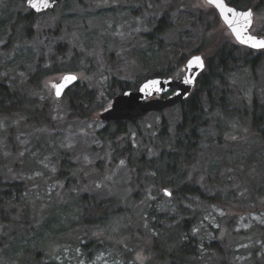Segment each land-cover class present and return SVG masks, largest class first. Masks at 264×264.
<instances>
[{
  "label": "rangeland",
  "instance_id": "rangeland-1",
  "mask_svg": "<svg viewBox=\"0 0 264 264\" xmlns=\"http://www.w3.org/2000/svg\"><path fill=\"white\" fill-rule=\"evenodd\" d=\"M82 1L78 4L77 0H69L67 8L38 15L30 26L27 40L21 38L24 31L20 24L15 26V37L11 36V28L7 26L0 39V83L36 98L35 105L39 103V107H47L48 122L51 123L31 130L22 117L0 115V178L3 183L25 185L22 196L34 219L32 232L18 230L25 235L18 238L19 243L11 237L9 240L13 246H0V264H162L155 259L152 250L154 233L148 228L145 215L156 201L153 189L147 188L140 201H130L129 169L123 159L109 163L110 146L97 136L107 124L100 122L97 114L110 106L111 98L107 97L109 79L135 83L149 70L141 57L155 48L147 37L163 15L169 13V19L174 23L170 30L160 35L169 43L177 37L175 25L181 12L186 18V10L196 12L204 7L202 10L206 12L208 8L202 0ZM9 2L13 3L11 7ZM28 12L18 0H0V20L12 14L13 23L19 13ZM58 25L60 29L56 31L59 34L51 36ZM188 29L191 30L189 26ZM193 30L199 35L203 32L198 27ZM251 33L264 38V11L255 15ZM208 36L213 39V46L225 39L230 40V34L219 21L213 24ZM211 47L200 53L204 59L212 54ZM74 50L91 58L97 74L92 77L82 72L74 73L78 82L96 89L98 100L106 105L85 119L72 115L65 99L54 97V82L64 72L52 73L40 83H34L35 86H29L40 59L43 67L52 68L53 62L68 66L66 62ZM259 53L264 58V50L254 52L255 55ZM182 75L180 71L172 78L178 79ZM238 77H232L234 106L240 111H248L253 98L264 101V62L251 75L244 74L245 79ZM172 110L161 112L169 123L177 116V109ZM161 118L149 114L137 124L130 125L131 142L136 125L151 134L156 131ZM213 132H207L200 158L189 169V176L195 178L201 190L210 197L205 201L194 199L189 206L196 211L198 218L191 235L200 241L198 254L191 264H264L262 143L248 127V119L241 114L232 118L224 128L222 142ZM210 135L214 138L211 139ZM61 152L69 153L81 171L71 188H66L64 180L56 179ZM84 193L114 198L118 205L128 207L125 231L118 217L109 227L87 228L82 225L81 210L75 201ZM156 208L160 212L174 211L173 204L165 199L158 201ZM47 220V227L41 228ZM88 239L91 246L84 247ZM222 240L230 247V255L225 257L210 249L211 243Z\"/></svg>",
  "mask_w": 264,
  "mask_h": 264
},
{
  "label": "trees",
  "instance_id": "trees-1",
  "mask_svg": "<svg viewBox=\"0 0 264 264\" xmlns=\"http://www.w3.org/2000/svg\"><path fill=\"white\" fill-rule=\"evenodd\" d=\"M77 1L78 4L83 3L82 0ZM228 1L237 8L245 9L253 6L257 12L264 10V0ZM68 3L69 0H66L62 3L63 6L57 5L52 11L61 7L67 8ZM12 5L13 3L9 2V7ZM168 14L157 21L147 37L151 40L152 47L155 46L149 50L148 55L141 57L149 70L135 83L109 79L107 97L112 98L124 90H134L142 81L150 77L175 76L181 71L178 70L181 69L188 55L200 54L212 46V54L204 59L206 68L197 78L194 90L184 102L172 108V111L177 109V116L172 122L169 123L161 113L150 114L162 117L156 131H152L151 134L145 133L136 125L134 140L131 142L128 127L137 124L133 123L129 126L107 124L97 132V136L105 145L110 146L109 163L114 164L119 159H123L129 169L132 189L130 201H140L147 188L153 189L156 201L153 202L154 206L147 209L145 215L148 228L154 233L152 250L155 259L162 264H191L198 254L200 241L191 235L198 218L196 211H192L189 206L193 204L194 199L205 201L210 197L201 190L195 178L189 176V169L200 158L207 132L211 133L213 130L217 135L215 138L222 142L221 134L224 128L228 127L231 119L237 114L248 119V127L262 143L264 151V101L261 102L255 97L250 110L240 111L234 106L232 99L234 90L231 87L233 76H239V79L246 73L251 75L256 68L262 66L264 58L261 53L255 55L256 51L239 46L228 39L213 46L214 41L209 38L208 32L210 33L213 24L219 21L213 9L206 12L202 9L196 12L186 10V18H183L181 12L175 25L178 30L176 39L174 42H164L160 35L174 26ZM38 15L31 12L24 15L19 13L18 18L12 23L13 15L7 14L5 19L0 20V39L5 34L7 26L11 28V36L15 37L17 24H20L24 31L21 38L29 39L30 26ZM186 24L192 31L185 26ZM195 27L202 28V34L196 33L193 30ZM56 29H60V25L53 30L51 36L59 34ZM7 41L10 43L11 38ZM59 46L56 48L57 51ZM73 52L69 62L63 61L68 63V66L65 63L57 65L53 62L52 68L43 67L40 59L35 73L31 74L32 80H29V86H35L34 83H40L52 73L82 72L88 76H97L91 58L84 52L76 50ZM64 57L63 55V60ZM97 96L96 89L90 88L86 83L77 82L61 99L66 100L72 115L85 119L93 112L105 108V102L101 103ZM35 102H38L36 98L28 97L27 92L13 91L5 83H0V115L22 117L31 130L51 124L48 122L47 107L42 105L39 107V103L35 105ZM21 105L27 106V110L21 109ZM120 138L123 139L120 141ZM210 138L214 137L210 135ZM58 158L56 179L64 180L66 188H71L80 177L79 166L73 162L67 152H61ZM164 189L170 191L169 199L162 193ZM25 190L23 183H3L0 178V240H2L0 246L3 244L13 246L14 244L9 240L11 237H15V242L19 243L18 238L25 235L20 234L18 230L22 229L27 233L34 230L31 226L34 222L33 215L31 216L29 205L22 196ZM261 195L264 196V189H261ZM162 199L170 200L174 206L173 212H160L156 208L158 201ZM75 204L81 210L80 222L87 228L109 227L117 217L121 222L122 230L125 231L127 227L128 207L118 205L119 202L114 198L106 199L96 194L84 193L76 198ZM49 220L44 222L41 228L45 229ZM17 232L18 234L14 236ZM89 242L91 240L88 239L84 247L91 246ZM210 249L217 252L220 257L230 255V247L223 240L211 243Z\"/></svg>",
  "mask_w": 264,
  "mask_h": 264
},
{
  "label": "water",
  "instance_id": "water-1",
  "mask_svg": "<svg viewBox=\"0 0 264 264\" xmlns=\"http://www.w3.org/2000/svg\"><path fill=\"white\" fill-rule=\"evenodd\" d=\"M18 1L23 3L32 14L38 15L47 11H52L55 6L62 4L65 0H47V8L42 6L40 0H35L37 3L36 9H33L30 6L33 0ZM209 5L216 11L220 21L228 29L237 45L246 47L253 51L264 50L250 46L252 39H264L250 34L249 30L252 26L253 17L251 18V23L249 24L242 16L238 15V13L246 11H239L231 6H228L224 0H215L214 4ZM229 8L233 9L234 11L229 12ZM242 40L245 42H241ZM195 57L201 58L203 67H200L195 63L190 64V61H193ZM205 68L206 64L202 55H192L184 62L182 66L183 75L180 78H147L142 81L136 89L124 90L114 95L110 100V106L98 112L97 119L105 124H133L141 121L149 114H158L167 109L174 108L184 102L190 96L194 90L197 78L205 70ZM66 76H75L76 79L66 81L64 80V77ZM78 81V76L74 73L63 74L57 81L54 82V85L61 86V94L59 97L56 96V88L53 87L54 97L56 99H61L67 90L77 84ZM153 81H158L159 83L153 84ZM165 190L167 189H164L163 193ZM166 197H171V195Z\"/></svg>",
  "mask_w": 264,
  "mask_h": 264
},
{
  "label": "snow or ice",
  "instance_id": "snow-or-ice-1",
  "mask_svg": "<svg viewBox=\"0 0 264 264\" xmlns=\"http://www.w3.org/2000/svg\"><path fill=\"white\" fill-rule=\"evenodd\" d=\"M40 2H41L42 6L44 8L48 7L47 0H40ZM206 2L208 4H214L215 0H206ZM30 6L33 9L37 8V3L35 2V0H33V2L30 4ZM228 11L229 12H233L234 10L229 8ZM238 15L242 16L244 18V20H246L250 24L251 23V18L253 17V12L251 10H248L246 12L238 13ZM250 39H252V38H250ZM241 42H245V41L242 40ZM250 46L253 47V48L264 49V40L252 39V43H251ZM191 63H195V64L199 65L200 67H203V63H202L200 57H195L193 61H190V64ZM75 79H76L75 76H66V77H64V80H66V81H71V80H75ZM186 82H188V81H186ZM158 83H159L158 81H153V84H158ZM53 87L56 88V96L59 97L60 94H61V86L53 85ZM164 195L170 196L171 193L168 192L167 190H165Z\"/></svg>",
  "mask_w": 264,
  "mask_h": 264
},
{
  "label": "flooded vegetation",
  "instance_id": "flooded-vegetation-1",
  "mask_svg": "<svg viewBox=\"0 0 264 264\" xmlns=\"http://www.w3.org/2000/svg\"><path fill=\"white\" fill-rule=\"evenodd\" d=\"M225 2H226V4L228 5V6H231V7H233V8H235L236 10H239V11H247V10H249V9H251L252 10V12H253V19H252V26H251V28H250V30H249V32H250V34L251 35H254V34H252L251 33V31H252V28H253V26H254V19H255V15H257V11H255L254 9H253V6H250V7H248V8H237V7H235V6H233V5H231L230 3H229V1L228 0H224ZM202 3H203V5L204 6H206L208 9L207 10H210V9H213L207 2H206V0H202L201 1ZM257 4V3H256ZM204 8V7H203ZM203 8H200V9H203ZM214 10V9H213ZM215 11V10H214ZM264 11V10H263ZM215 13H216V11H215ZM256 13V14H255ZM216 15H217V13H216ZM217 17H218V20H219V22L225 27V25L220 21V19H219V16L217 15ZM226 28V27H225ZM226 30L228 31V29L226 28ZM228 33L230 34V32L228 31ZM254 36H257V35H254ZM257 37H260V36H257ZM262 38V37H261ZM264 39V38H263ZM230 40L232 41V42H234V43H236L235 42V40L233 39V37L231 36V34H230ZM184 64V63H183ZM183 66V65H182ZM181 72H182V67H181ZM183 73V72H182Z\"/></svg>",
  "mask_w": 264,
  "mask_h": 264
}]
</instances>
